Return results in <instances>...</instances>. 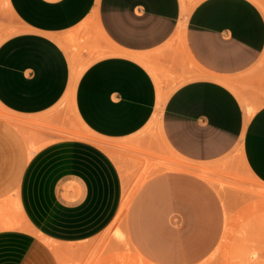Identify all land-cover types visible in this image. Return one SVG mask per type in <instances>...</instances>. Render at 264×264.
I'll use <instances>...</instances> for the list:
<instances>
[{
  "label": "crops",
  "instance_id": "0c3cea01",
  "mask_svg": "<svg viewBox=\"0 0 264 264\" xmlns=\"http://www.w3.org/2000/svg\"><path fill=\"white\" fill-rule=\"evenodd\" d=\"M263 8L264 0H0V104L18 120L0 117V264H61L46 240L83 263L131 187L119 151L156 121L159 140H144V156L164 145L210 166L240 149L264 184ZM74 65L83 70L70 112ZM157 79L168 94L162 107ZM86 130L119 148L79 138ZM179 177L154 174L129 214L140 200L164 199L148 191ZM165 199L177 206L181 197Z\"/></svg>",
  "mask_w": 264,
  "mask_h": 264
},
{
  "label": "rangeland",
  "instance_id": "374dc122",
  "mask_svg": "<svg viewBox=\"0 0 264 264\" xmlns=\"http://www.w3.org/2000/svg\"><path fill=\"white\" fill-rule=\"evenodd\" d=\"M155 125L119 151L129 163L131 185L124 213L84 262L73 264H264V194L257 192L258 182L235 155L196 166L163 145L144 156V140H159L161 124ZM172 171L183 178L148 191L164 199L140 200L138 213L129 214L148 179ZM170 194L181 197L177 206L165 199Z\"/></svg>",
  "mask_w": 264,
  "mask_h": 264
},
{
  "label": "bare ground",
  "instance_id": "6f19581e",
  "mask_svg": "<svg viewBox=\"0 0 264 264\" xmlns=\"http://www.w3.org/2000/svg\"><path fill=\"white\" fill-rule=\"evenodd\" d=\"M114 51L116 52V50H114ZM117 52H119V51H117ZM146 64L149 66V64L147 62H146ZM82 70L83 69L81 67H77L76 65H74L72 67L71 83H70V86H69V88H68V90H67V92L65 94V97H64V100H66L67 102H69L71 105H73V103H74L75 86H76V82H77V80H78V78H79ZM157 81H158V99H159V106H161V104H163V102L167 99L168 94H166V93L163 92V90L161 88V85H160V81L158 79H157ZM252 114H253V111H249L247 113V116L245 118L246 119V121H245L246 123L249 121V119L251 118ZM0 117H4V118H6V120L8 119V121L9 122L11 121V123H13V124L14 123L15 124H18V123H16V122H18L17 118L14 117L13 115L7 113L3 109V107L1 106V104H0ZM156 120H158V118H156ZM156 120H154V121H156ZM156 122L158 123L159 121H156ZM155 124H153V126ZM156 128L157 127H155V129ZM78 137L81 138V139H84V140L92 141V142L98 144L99 146H101L102 148H104V149H106L108 151H112L114 149L119 148V146H117V145L111 144L109 142H106L103 139H100V138L94 136L89 130H86V131L82 132L81 134L78 135ZM169 151H170V149H169ZM240 152L241 151L239 149L238 152L235 154V156L238 158V160L240 161V163H242V156H241ZM182 165H184V163ZM256 181L259 184L258 185L259 187L257 188V192L259 194H264V189H263L264 188V184L261 183V182H259L258 180H256ZM129 194H130V189L128 188L127 183H125L124 203L122 205V208L120 210V213H119L118 217L123 214V212H124V210L126 208L125 201L128 200ZM46 242L53 249L54 253L58 257V259H59V261H60L61 264H73V262L71 260H68V258H70L69 256H71L74 253V250H70V249H68V248H66L64 246L54 244V243H52V242H50L48 240H46Z\"/></svg>",
  "mask_w": 264,
  "mask_h": 264
}]
</instances>
